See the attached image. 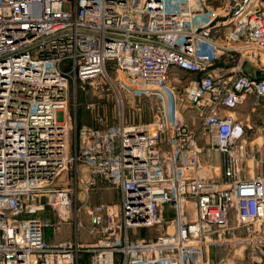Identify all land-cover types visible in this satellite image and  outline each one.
Masks as SVG:
<instances>
[{
    "label": "built area",
    "instance_id": "built-area-1",
    "mask_svg": "<svg viewBox=\"0 0 264 264\" xmlns=\"http://www.w3.org/2000/svg\"><path fill=\"white\" fill-rule=\"evenodd\" d=\"M250 98L264 0H0V264H264L260 148L236 114ZM101 180L119 202L93 201Z\"/></svg>",
    "mask_w": 264,
    "mask_h": 264
},
{
    "label": "crops",
    "instance_id": "crops-1",
    "mask_svg": "<svg viewBox=\"0 0 264 264\" xmlns=\"http://www.w3.org/2000/svg\"><path fill=\"white\" fill-rule=\"evenodd\" d=\"M247 71L249 73H254L256 71V67L254 66H248L246 67ZM253 98H250L245 104H243L237 111L236 114L239 115V117L243 120V122L246 125V131H247V138L250 143V147H256L260 148V152L258 153L259 158H261V162H258L256 166H251L249 161L246 163L247 167L246 170L251 169V167L254 169V173H264V99L261 100L257 105L254 104ZM190 113H185L186 117L190 118ZM191 119V118H190ZM192 120V119H191ZM216 160H219V155H215ZM247 173V171H246ZM105 187V191H110L111 199L113 202H119L121 200V192L118 189H114L112 187L107 186L103 180L100 181L99 187ZM97 188V189H98ZM97 194V192H96ZM94 194V196L96 195ZM93 196V197H94ZM44 217H53L54 214L52 211H46L41 213ZM86 224L89 221L88 216L85 214L84 216ZM72 236L71 229L65 228L63 231L59 233H54L52 229L48 228L45 231V237L46 240L50 243H58L66 238H69ZM80 239L83 242H91L93 241V238L87 233L86 229H83L82 232H80ZM88 256L87 254H84L82 257V260Z\"/></svg>",
    "mask_w": 264,
    "mask_h": 264
},
{
    "label": "rangeland",
    "instance_id": "rangeland-1",
    "mask_svg": "<svg viewBox=\"0 0 264 264\" xmlns=\"http://www.w3.org/2000/svg\"><path fill=\"white\" fill-rule=\"evenodd\" d=\"M225 0H208V4H212L215 7H220L223 5ZM220 65H223V62L219 63ZM248 63H246L244 65V67H248ZM187 75L185 74V72H179L177 74V77L179 79H183L186 77ZM91 101H98L97 99V95L95 94V90L94 89H89L88 91H82L78 94V102L81 104L78 107V113L80 114L81 120H83V123H91L93 122V116L91 115V113L89 111H86V107L85 105L88 102ZM100 103L103 104L104 108L106 109V111L108 112L109 116H113L116 114L117 110H118V105L115 101L114 98H112L111 96H106L105 99L100 100ZM74 104H75V100L74 102L71 104V112L72 115H74L75 113V108H74ZM80 108V109H79ZM138 108V106H132V110H136ZM184 113L187 114V112H189V109H191V106L188 107V105H186V107L184 108ZM147 114V112H146ZM146 114H144V120H149L152 117V113H150L149 110V114L148 116H146ZM190 115V118L192 119V122L196 125L199 124L200 121V116L196 113V112H192L190 111V113L188 114ZM249 163L251 164V166H256V161H252L250 160ZM254 172L251 171V174H253ZM115 189V188H114ZM105 187H101L98 188L95 192V196L93 198L94 202H113V200L111 199V197H109L111 195L110 191H105ZM88 224H86L87 227L90 226V222H87ZM161 231H163V228L161 226H156V227H152L149 228L147 230H142V231H137L136 233L138 235H140L141 237H146V239H151L154 238L155 236H157ZM135 234V233H134ZM136 234V236H137ZM135 236V237H136ZM223 252L222 249H220L219 247H217L216 245L211 247V254L213 257L219 256L221 255V253ZM81 264H90V256H86L84 258V260H82ZM228 264H257V263H253L250 260H248L247 258L245 259H236V260H230Z\"/></svg>",
    "mask_w": 264,
    "mask_h": 264
},
{
    "label": "trees",
    "instance_id": "trees-1",
    "mask_svg": "<svg viewBox=\"0 0 264 264\" xmlns=\"http://www.w3.org/2000/svg\"><path fill=\"white\" fill-rule=\"evenodd\" d=\"M89 256V255H88Z\"/></svg>",
    "mask_w": 264,
    "mask_h": 264
}]
</instances>
